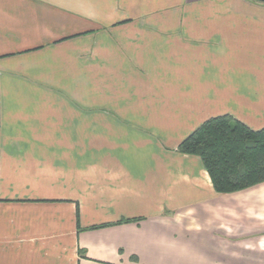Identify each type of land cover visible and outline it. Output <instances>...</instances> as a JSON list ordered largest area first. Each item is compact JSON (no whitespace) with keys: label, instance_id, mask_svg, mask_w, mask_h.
<instances>
[{"label":"crops","instance_id":"crops-1","mask_svg":"<svg viewBox=\"0 0 264 264\" xmlns=\"http://www.w3.org/2000/svg\"><path fill=\"white\" fill-rule=\"evenodd\" d=\"M220 115L264 128V2L0 0V264H264V181L176 149Z\"/></svg>","mask_w":264,"mask_h":264},{"label":"trees","instance_id":"trees-1","mask_svg":"<svg viewBox=\"0 0 264 264\" xmlns=\"http://www.w3.org/2000/svg\"><path fill=\"white\" fill-rule=\"evenodd\" d=\"M176 149L201 160L217 193L264 181V128L251 129L230 115L206 119Z\"/></svg>","mask_w":264,"mask_h":264},{"label":"water","instance_id":"water-1","mask_svg":"<svg viewBox=\"0 0 264 264\" xmlns=\"http://www.w3.org/2000/svg\"><path fill=\"white\" fill-rule=\"evenodd\" d=\"M257 1H261V2H264V0H257Z\"/></svg>","mask_w":264,"mask_h":264}]
</instances>
